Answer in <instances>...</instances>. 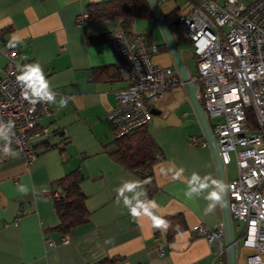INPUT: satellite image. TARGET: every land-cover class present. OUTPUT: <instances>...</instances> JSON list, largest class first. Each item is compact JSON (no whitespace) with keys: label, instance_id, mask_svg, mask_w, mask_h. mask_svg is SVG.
I'll list each match as a JSON object with an SVG mask.
<instances>
[{"label":"crops","instance_id":"crops-1","mask_svg":"<svg viewBox=\"0 0 264 264\" xmlns=\"http://www.w3.org/2000/svg\"><path fill=\"white\" fill-rule=\"evenodd\" d=\"M104 1L0 0V68L16 34L22 41L14 47L17 60L21 64L39 62L58 93L57 104H48L50 113L38 122L47 128V134L30 139L35 156L26 160L13 150L15 156L0 162V264H98L105 258L114 264H227L224 238L212 249L190 230L197 223L213 229L223 224V216L221 202L212 212H205L210 203L205 197L216 188L211 181L199 196H184V178L193 172L202 179L210 175L218 180L211 149L201 142L205 137L184 85L171 86L153 105L157 112L147 128L163 158L153 166L155 191L150 196L144 183L148 198L157 201L163 218L178 229L169 240L165 231L154 228L147 218L137 221L122 202L117 203L115 190L124 180H141L107 151L113 139L107 112L116 105V91L126 82L105 35L122 28L115 16L76 24L77 16L87 12L89 5ZM156 2L188 70L184 53L191 49L190 41L173 22L189 11L192 3ZM192 2L194 5L195 0ZM173 11L175 17L170 15ZM130 32H151L152 44L158 47L151 55L152 62L175 66L156 19L137 18ZM61 96L68 98V105L58 109ZM191 136L196 137L195 143L190 142ZM43 143L50 144L45 147ZM226 167L227 184L236 176L235 159L232 168ZM76 168L82 172L80 185L89 217L67 233L68 242L61 243L63 233L56 228L59 218L49 190L53 181ZM179 168L184 169L183 177L173 179ZM19 185L28 187L27 195L18 191ZM231 225L236 262L244 264L253 248L243 245L244 223L232 220ZM47 237L55 244L48 245ZM218 249L223 251L219 257Z\"/></svg>","mask_w":264,"mask_h":264},{"label":"built area","instance_id":"built-area-1","mask_svg":"<svg viewBox=\"0 0 264 264\" xmlns=\"http://www.w3.org/2000/svg\"><path fill=\"white\" fill-rule=\"evenodd\" d=\"M88 12L76 18L83 25ZM178 27L190 41L195 71L190 82L197 86L196 96L216 138L223 164L231 154L236 176L226 185L231 220L244 223L242 242L253 251L244 264H264V0H195L193 7L176 17ZM118 60L120 77L126 86L116 91L117 103L107 112L113 137H120L146 125L151 108L174 85H183L175 66L161 67L151 60L158 51L148 45L143 34H127L122 29L105 35ZM0 68V121L15 122L5 134L10 147L26 160L36 151L30 139L46 135L38 122L50 113L48 104H31L21 95L16 81L17 50L4 52ZM195 143L196 137L191 136ZM207 144V141H201ZM0 140V162L5 157ZM49 194L56 196L57 193ZM212 249L224 237L223 224L211 229L204 223L192 226ZM68 234L60 242L66 243ZM48 245L54 241L47 237ZM223 251L218 249L216 256Z\"/></svg>","mask_w":264,"mask_h":264},{"label":"trees","instance_id":"trees-1","mask_svg":"<svg viewBox=\"0 0 264 264\" xmlns=\"http://www.w3.org/2000/svg\"><path fill=\"white\" fill-rule=\"evenodd\" d=\"M189 1L193 7V0ZM87 12L88 20L110 16L119 18L121 28L127 34H131L130 28L133 20L137 18L155 20L148 0H107L89 5ZM170 15L175 17L177 12L173 11ZM173 24L178 26L176 19ZM144 36L147 44H152L151 32ZM148 124L120 137H113L107 151L117 162L135 172L146 183L150 196L155 191L153 166L163 158V153L151 138L147 128ZM47 141L46 139L45 142L47 143ZM49 144L43 143L45 147H48ZM81 180L82 172L80 168H76L53 181L50 187L52 193H57L56 196H53V200L54 209L59 218L56 228L61 233H69L75 225L85 222L89 217L86 196L80 185ZM177 229L178 227L169 226L165 231L169 240L172 239ZM98 264H114V262L105 258Z\"/></svg>","mask_w":264,"mask_h":264},{"label":"clouds","instance_id":"clouds-1","mask_svg":"<svg viewBox=\"0 0 264 264\" xmlns=\"http://www.w3.org/2000/svg\"><path fill=\"white\" fill-rule=\"evenodd\" d=\"M21 42L20 37L13 34L8 46L14 48ZM17 72L16 81L24 99L28 100L33 105L37 103L57 104L58 93L53 91L51 81L46 77L44 68L39 62L18 65ZM67 105L68 98L61 96L57 108H64L67 107ZM15 126V122L12 120H8L7 122L0 121V140L6 141L2 149L5 157L15 156V153L10 147L11 140L5 134L6 132H12V134L15 135L13 131ZM167 171L172 170L168 169ZM161 172L163 173L165 170L161 169ZM183 173V168L175 170L173 179H181ZM208 181L216 185V188L208 192L205 197V199L210 202L205 209L206 213L212 212L217 203L221 202L222 196L225 193V184L219 180L213 179L210 175H206L202 179L196 172H193L190 178H184V182L187 185L184 196L188 199H192L194 194L199 196L203 190L207 189L209 187ZM144 183V181L138 179L124 180L115 190L117 193V203L120 204L122 202L123 207L127 209L128 214L133 219L139 221L147 218L151 221L154 228L166 231L169 224L163 218L161 206L156 200L148 198ZM18 191L27 195L29 189L27 186L19 185Z\"/></svg>","mask_w":264,"mask_h":264},{"label":"water","instance_id":"water-1","mask_svg":"<svg viewBox=\"0 0 264 264\" xmlns=\"http://www.w3.org/2000/svg\"><path fill=\"white\" fill-rule=\"evenodd\" d=\"M150 6L153 10L156 22L163 34L165 43L168 46V49L172 55L173 61L175 63V67L178 70V73L183 81V85L186 89L188 98L191 102L193 110L196 114V117L201 125L203 135L207 144L209 145L213 159L215 162L216 172L218 176V180L223 182L224 191L225 193L222 196L221 206H222V216H223V229H224V239L226 245V259L227 264H237L236 256H235V239L233 238L232 233V220L229 214V207H228V198H227V191H226V181L224 177V164L222 161V157L218 151V145L216 142V138L211 130V127L207 121L203 108L196 96L197 86L190 82V74L187 70V67L179 53V49L173 39L171 31L168 29L167 23H165L164 17L159 10L158 4L156 0H148ZM151 112L154 114L157 111L155 108H151Z\"/></svg>","mask_w":264,"mask_h":264},{"label":"rangeland","instance_id":"rangeland-1","mask_svg":"<svg viewBox=\"0 0 264 264\" xmlns=\"http://www.w3.org/2000/svg\"><path fill=\"white\" fill-rule=\"evenodd\" d=\"M185 54V61H186V63H187V66H188V70L190 71V73L192 74V73H194V71H195V62H194V59H193V57H192V54H193V52L191 51V49H187V52L186 53H184ZM201 104V103H200ZM152 117H153V113H152ZM152 119V118H151ZM151 121V120H150ZM149 121V122H150ZM148 122V123H149ZM147 123V124H148ZM233 165H234V159H233V156H232V154H231V161H230V163H228V164H226V168H232L233 167ZM193 226V225H192ZM192 226L190 227V230L192 231ZM63 234H67V233H63ZM224 238V237H223Z\"/></svg>","mask_w":264,"mask_h":264}]
</instances>
